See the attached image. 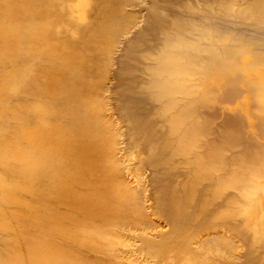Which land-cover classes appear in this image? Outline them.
Listing matches in <instances>:
<instances>
[{
  "label": "bare ground",
  "instance_id": "1",
  "mask_svg": "<svg viewBox=\"0 0 264 264\" xmlns=\"http://www.w3.org/2000/svg\"><path fill=\"white\" fill-rule=\"evenodd\" d=\"M245 34L264 0H0V264H264Z\"/></svg>",
  "mask_w": 264,
  "mask_h": 264
},
{
  "label": "rangeland",
  "instance_id": "2",
  "mask_svg": "<svg viewBox=\"0 0 264 264\" xmlns=\"http://www.w3.org/2000/svg\"><path fill=\"white\" fill-rule=\"evenodd\" d=\"M148 0H146V2H147ZM141 7H143V8H141ZM146 5V3H145V1H143V2H138V6L141 8V12H143L144 11V6ZM143 9V10H142ZM245 31V30H244ZM243 33H246V31L245 32H243ZM247 34V33H246ZM245 34V38H244V36L242 37L241 36V38H240V41H245V39H246V35ZM249 35V34H248ZM254 35V34H253ZM252 35V36H253ZM251 35H250V37H249V42H254V41H256V43L257 42H259L260 43V38L262 37H260V35H256V37H257V39H255L254 41H252V39L253 38H255V35H254V37L253 38H251L252 37ZM247 37V38H248ZM258 37H259V39H258ZM264 38L262 37V40H263ZM247 40V39H246ZM247 40V41H248ZM264 41V40H263ZM263 41H261V43H264ZM241 47H244V46H241ZM248 50V49H247ZM119 53H120V51L118 50V52H116L115 53V57L116 58H118L119 57ZM117 55V56H116ZM251 57H252V55H251V53H250V51L248 50L247 51V56H246V59H247V64L251 67V72H252V70H253V73L252 74H250L249 76L253 79L254 78V76L256 75L255 74V72L254 71H258V72H260V73H263L264 72V62H255V63H252L251 61H250V59H251ZM250 61V62H249ZM114 66H115V64H113V68H114ZM260 69V70H259ZM107 82H109V83H107V85H109V87H111L112 88V86H113V83H114V79L111 77V78H109L108 79V81ZM247 97H245V96H243V97H241V96H239V97H237L236 98V100H237V103H236V100H235V102L233 103V104H227V106H228V108H227V106H226V104L225 105H223V108H224V110L225 111H228V112H230V114H232V115H234V113L236 112V111H238L237 109H239L240 107H244V108H246V109H248V106H249V103H247L246 101H248V99H246ZM114 100H115V98H114V93L112 92V91H110V95H109V102L110 103H113L114 102ZM239 100H241L242 102H240ZM244 101V102H243ZM247 105V106H246ZM230 106H231V108H230ZM232 107H234V108H232ZM232 110V111H231ZM233 110H234V112H233ZM242 112H243V110H241L240 111V113L238 112V114H242ZM231 115V116H232ZM241 117H242V119L243 120H245V122H246V124H247V133H249V134H251V131H252V129H253V125H252V121L254 120L253 119V116L251 115V114H249V113H246L245 115H241ZM232 118L233 119H235V117L234 116H232ZM252 125V126H251ZM124 132L125 131H123V133H122V137H123V142H122V144L125 142V135H124Z\"/></svg>",
  "mask_w": 264,
  "mask_h": 264
}]
</instances>
